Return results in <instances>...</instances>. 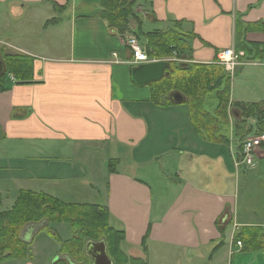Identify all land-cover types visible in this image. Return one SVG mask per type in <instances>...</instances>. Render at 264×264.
<instances>
[{
  "label": "crops",
  "instance_id": "0c3cea01",
  "mask_svg": "<svg viewBox=\"0 0 264 264\" xmlns=\"http://www.w3.org/2000/svg\"><path fill=\"white\" fill-rule=\"evenodd\" d=\"M65 3L0 0V34L10 39L0 38V50L33 58L32 81L12 83L0 92L2 208L13 203L20 189L43 191L65 202L104 204L110 224L124 232L122 251L147 264H235L232 257L240 252L241 264H264V248L252 250L232 239L243 226L264 230V212L256 214L244 200L257 191L264 194V141L252 169L236 172L230 152V139L264 135V56L251 55L254 64L231 80L235 124L224 126L222 133L218 128L206 132L194 128L187 107H177L185 100L164 105L165 96L160 103L151 102L148 84L138 87L131 81V53L124 38L99 17L98 4L71 0L70 48L62 47L63 21L51 12H59L54 4ZM133 7L141 29L145 22L164 23L162 30L174 28L188 36L183 38L190 50L185 54L200 64L213 63L223 48L237 49L236 23L264 21V0H137ZM175 21H181L179 28ZM87 35L93 37L91 44ZM243 38L264 43V32L249 31ZM241 107L254 116L241 114ZM4 154H27V161L9 163L27 168H13L11 176L6 169L10 158ZM59 157L81 170L65 166ZM109 159H117L114 171H108ZM18 175L27 176L32 187L6 190L5 184ZM60 193L74 197L64 199ZM4 198L11 202L3 206ZM41 225H27L22 238L31 244ZM59 245L46 249L43 260L29 246L28 257L0 264H51L53 257L67 258Z\"/></svg>",
  "mask_w": 264,
  "mask_h": 264
},
{
  "label": "trees",
  "instance_id": "16d2710c",
  "mask_svg": "<svg viewBox=\"0 0 264 264\" xmlns=\"http://www.w3.org/2000/svg\"><path fill=\"white\" fill-rule=\"evenodd\" d=\"M70 0H66L63 6L54 4L57 11L64 10ZM92 1V0H89ZM99 5V17L107 23V26L118 36L127 32L126 19L134 17L133 6L137 0H96ZM57 20V19H52ZM51 21V20H50ZM181 21H175L179 28ZM47 24V22H46ZM137 26L132 31L141 41L146 42L147 55L158 59L167 57H182L190 52L188 38L179 30L169 28L167 30L153 29L143 32L141 21H136ZM249 31H263L264 21L235 25V47L244 50L246 55L253 57L264 56V43L243 41V34ZM0 55L5 65V71L0 75V92L7 90L9 85L29 83L33 79V58L24 54L6 53L0 50ZM183 66V67H181ZM221 66L200 63H181L170 61L166 68L167 76L148 84L150 87L151 102L160 103L164 99V105L174 102L168 98L172 91H179L185 96L183 102L189 113L192 124L196 129H206L203 115L205 96L215 92L218 106L216 112L225 115L226 105L229 101V76ZM11 75V77H10ZM11 78V79H10ZM244 106V105H241ZM251 106V104L247 105ZM245 116H254L252 110L239 108ZM264 123L262 125V130ZM208 129V128H207ZM209 130V129H208ZM250 131V127L247 133ZM117 164V159L108 160V171ZM114 165V166H113ZM2 195L0 193V207ZM43 223L39 229L50 223H66L73 230L72 236L62 240L57 233L51 232L54 239L60 244L59 252L67 258L58 259L52 264H88L89 257L85 252L87 241H103L106 252L112 264H147L145 259L126 255L121 249L124 240V232L110 224V213L106 205L86 202H65L43 191L30 189L18 190L11 207L0 209V261L7 259H23L29 256L30 242L23 240L22 228L28 223ZM142 238V247L146 250L147 234ZM223 234V233H222ZM233 240L244 242L247 248L259 250L264 248V230L259 226H243L239 232H235ZM222 243L219 242L212 249L216 250Z\"/></svg>",
  "mask_w": 264,
  "mask_h": 264
},
{
  "label": "rangeland",
  "instance_id": "374dc122",
  "mask_svg": "<svg viewBox=\"0 0 264 264\" xmlns=\"http://www.w3.org/2000/svg\"><path fill=\"white\" fill-rule=\"evenodd\" d=\"M85 4L86 3H92V4H98V2L96 0H92V1H89V0H82ZM7 4L6 2L4 3V5ZM47 5H50V4H47ZM71 5V0L69 2V4L67 5L66 9L62 10V11H59V12H51V14L53 16H57L59 18L62 19L63 21V28H62V31L65 32L64 35L61 37L60 40H63V43L61 44L62 47L66 48V49H69L70 48V41L69 39L66 38V31L70 30V21H68V17H69V14L67 13V10L68 8L70 7ZM0 6H2V4H0ZM134 8V7H133ZM2 7H0V11ZM70 9V8H69ZM49 14V12H48ZM133 14H134V17H130L128 16L127 19L125 20L126 21V26L128 28L127 34H133V30L135 29V27L137 26L136 24V21L139 20V18L136 16L134 10H133ZM5 16L7 15L8 17V20H11L10 19V16L8 15L7 12H5L4 14ZM5 24V23H3ZM134 26V28H132L131 26ZM165 25L164 23H159V24H155V23H151V22H145L144 25L142 26V31L143 32H147V31H151L153 29H161L163 28ZM9 30L12 31L14 33V28L12 25H10L9 27ZM42 33V32H41ZM124 33V34H125ZM0 38L1 39H4V40H7V41H10V39H8L7 35H5L4 33H1L0 34ZM43 36V35H42ZM86 40L89 41V44L92 43L93 41V37H90V36H86L85 37ZM141 43L142 45L145 47V41L143 40V38H141ZM48 49L49 48H46L44 49L45 52H48ZM12 50V49H11ZM14 51V50H13ZM178 63L181 62V63H185V64H189V63H192L190 61V59L185 55V56H182V57H178ZM188 60V61H187ZM213 65L214 66H219V64L214 60L213 62ZM183 67V66H181ZM221 68V67H220ZM167 76V75H166ZM230 80L228 81L229 82V92H230V85H231V78H229ZM230 94V93H229ZM205 104L203 106V110L204 112L206 113V115H203V122L204 124L206 125V129L205 131L208 132V129H215V128H218L219 129V133H222L223 130H224V126H228L231 124V122L234 123V116H233V113H234V110L236 108H234V106H229V101L226 105V109H225V114L226 116L224 115H218L217 112H216V108L218 106V101L216 100V97H215V92L211 93V94H208L205 96V100H204ZM177 107H184L186 109V105L183 104V105H180V106H177ZM238 112V111H237ZM245 112H243V115L245 116ZM235 124V123H234ZM208 128V129H207ZM170 142H173L172 141V138L170 139ZM178 144V142L176 143ZM6 151V149H5ZM3 152V149L0 148V153ZM5 157H9L10 160H8V164H6V169L7 170H10L9 172H7L8 174L11 175V170H13V168H20L22 169L21 171H23L24 169L27 168V165L25 164H22L21 166H16V164L13 163V165L9 164L10 162H12V160L14 158H20V161L22 158L25 159V161L28 160V155L27 154H20V155H15V154H11V155H8V154H4ZM42 159H44L43 157H41ZM52 158V157H51ZM50 158V159H51ZM60 159H62L64 161V165L65 166H70L72 167L73 165H76L75 163L76 162H72L71 160H67L65 157H59ZM53 161H56V160H53ZM64 166V167H65ZM76 169L79 168V170H81V166H75ZM15 172V171H13ZM167 171L164 170V173L166 174ZM241 172V171H240ZM26 175V174H24ZM13 176V175H11ZM27 176L25 177H21L20 175L17 176L18 179L16 180H9L11 183H6L5 185L7 186L6 187V190L10 191L11 189L9 187H14V188H31L32 185V181L29 180L28 178H26ZM4 186V184H3ZM18 192V191H17ZM17 194V193H16ZM61 197H63L64 199H67L69 198L70 196H73V195H66V193H60ZM16 197V196H15ZM74 197V196H73ZM12 200V199H11ZM244 200H246L245 202H248L249 204H251L253 206V208L256 209V214H261L264 212V194H262L261 191H257L256 194L250 196V197H247V196H244ZM11 201H9L8 198H4L3 199V206L4 205H7L9 204ZM14 202V201H13ZM13 204V203H12ZM12 204H10V206L8 207H11ZM7 208V207H6ZM0 209H2V206L0 207ZM41 223V222H40ZM40 223H31V224H40ZM44 223V222H42ZM30 223L26 224L22 230H21V236H22V231L24 230V228L29 225ZM58 224H61V225H57L55 223H52V224H48L47 226L43 227L41 230H39L37 232V235H35L32 243L30 244V246L32 247V249L34 248L35 249V252H37L36 254H38V258L43 260L45 258V256L43 255V253H45L46 249L50 248L51 246L53 245H57V241L55 239H53L48 233H47V230L49 229L51 232L53 233H57L59 235V237L61 238H68V237H71L72 236V230H71V227H70V232H68L67 234V227L68 225L65 224V223H58ZM60 247V245H59ZM30 249V248H29ZM140 251L141 249L138 248ZM142 252V251H141ZM236 255H242V253L240 252V254H235L233 257H232V260L234 258H236V260L234 261L235 264H241V261L239 260V258L236 256ZM135 256V255H134ZM54 258V257H53ZM53 258L51 259L50 262H52ZM57 258V257H56ZM170 264H177L175 260H173ZM224 264H228L226 261ZM259 264V263H257Z\"/></svg>",
  "mask_w": 264,
  "mask_h": 264
},
{
  "label": "built area",
  "instance_id": "2783aa9c",
  "mask_svg": "<svg viewBox=\"0 0 264 264\" xmlns=\"http://www.w3.org/2000/svg\"><path fill=\"white\" fill-rule=\"evenodd\" d=\"M125 44L131 52L129 63L138 64L142 62L154 61L149 59L145 49L141 46L135 36L127 35ZM115 56V53H113ZM217 63L222 66L224 72L233 77L241 67L254 64L248 59L243 51H236L233 47L225 48L218 52ZM264 135L256 137H245L242 140L230 139V152L233 157V164L236 172L249 169L255 165L256 149L260 146ZM240 245V242H237Z\"/></svg>",
  "mask_w": 264,
  "mask_h": 264
},
{
  "label": "water",
  "instance_id": "95a60500",
  "mask_svg": "<svg viewBox=\"0 0 264 264\" xmlns=\"http://www.w3.org/2000/svg\"><path fill=\"white\" fill-rule=\"evenodd\" d=\"M169 63L165 60L142 63L130 70V79L138 87H143L151 82L160 80L165 73V69L168 68ZM5 71V65L0 55V75ZM168 98L174 103H182L185 100V96L179 91H172L168 94ZM85 252L90 258L92 264H112L111 259L106 252V246L103 241H87L85 243ZM56 259L53 258L52 262Z\"/></svg>",
  "mask_w": 264,
  "mask_h": 264
}]
</instances>
